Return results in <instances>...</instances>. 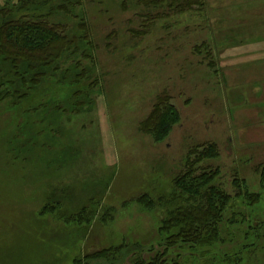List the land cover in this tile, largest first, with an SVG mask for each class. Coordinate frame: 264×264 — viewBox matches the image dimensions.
<instances>
[{"label": "rangeland", "instance_id": "rangeland-1", "mask_svg": "<svg viewBox=\"0 0 264 264\" xmlns=\"http://www.w3.org/2000/svg\"><path fill=\"white\" fill-rule=\"evenodd\" d=\"M261 1L204 0L176 13L168 1L72 0L65 11L66 0H40L16 12H51L46 18L70 36L85 35L86 24L89 37L41 81L66 78L82 93L45 97L48 107L37 110L13 103L31 83L12 76L0 55V264H264V89L239 58L246 41L263 35H249L255 28L244 18L249 4L262 14ZM163 95L181 120L158 141L140 125ZM210 143L219 156L198 166L217 169L209 186L231 195L219 235L169 245L178 229L162 231L163 222L205 203L175 179ZM242 178L261 201L246 202ZM145 194L152 208L138 201Z\"/></svg>", "mask_w": 264, "mask_h": 264}, {"label": "trees", "instance_id": "trees-1", "mask_svg": "<svg viewBox=\"0 0 264 264\" xmlns=\"http://www.w3.org/2000/svg\"><path fill=\"white\" fill-rule=\"evenodd\" d=\"M142 1L147 4H161L168 1L171 10L176 13L192 10L204 2V0ZM39 2L40 0H16L13 5L0 6V16L6 17L0 24V55L3 61L10 65L12 76L20 78L25 85L31 83V86L28 87L30 90L32 89L30 92H18L22 101L15 100L13 102L15 105L20 104L23 111L31 110V107L37 110V104L48 107L49 104L44 103L45 97H54V101L55 97L72 100L82 93V89L77 86L79 84L71 83L66 78L47 81L43 84L41 81L47 76L49 69L57 68L58 62L69 51L79 50L80 41L89 37L88 28L86 24L82 25L86 29V33L82 37L70 36L63 24L51 22L46 18V16H50L51 12L36 18H30L27 15L17 17V11L31 9ZM71 2L72 0H66V3L59 5V9L69 11ZM27 75H31L30 78H27ZM16 94V92L8 93L6 96L15 97ZM61 100L59 102H65ZM80 104L82 105V101ZM180 120V110L171 102L170 96L163 95L158 98L150 115L141 122L140 129L152 133L156 140L161 141L170 134ZM218 156L219 150L216 143L205 145L202 149L195 150L189 155L184 170L176 177L175 187L179 191L188 193L191 197H201L205 203L193 208H179L163 222L162 231L170 233L173 229H178L176 233L169 236V245H175L180 241L205 244L218 237V225L222 221L223 212L231 200V195L216 186H209L219 175L217 169L208 170L198 166L204 159ZM257 170L260 174V182L264 187V162L257 167ZM242 182L244 183L246 202L249 205H254L261 201L262 194L252 192L245 178H242ZM206 187L208 190L203 191ZM138 201L149 208L154 206V201L146 194L141 196ZM48 213L45 209L41 214ZM106 252V250L100 251L94 257H106ZM159 259L153 261L152 264H162Z\"/></svg>", "mask_w": 264, "mask_h": 264}, {"label": "crops", "instance_id": "crops-1", "mask_svg": "<svg viewBox=\"0 0 264 264\" xmlns=\"http://www.w3.org/2000/svg\"><path fill=\"white\" fill-rule=\"evenodd\" d=\"M242 3V2H241ZM262 14L258 13L252 15L249 11V5L246 7V15L244 18H248V21L254 26V30L249 35L258 34L262 31L263 35L259 36L256 40L246 41L245 47H241L240 50V66L245 67L244 71L247 72V76H251L254 72L256 82H258L259 89H264V1H261ZM259 9V10H260ZM243 18V17H242ZM242 43L241 45H243ZM264 115V113H263ZM264 118V117H263ZM260 137V136H259ZM260 139V138H259ZM258 142L260 140H257Z\"/></svg>", "mask_w": 264, "mask_h": 264}]
</instances>
